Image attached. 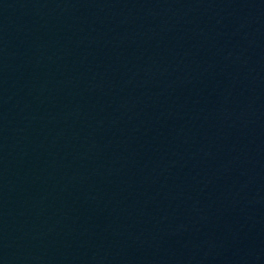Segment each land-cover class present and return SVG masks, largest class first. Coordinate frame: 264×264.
I'll return each instance as SVG.
<instances>
[{"label":"water","instance_id":"obj_1","mask_svg":"<svg viewBox=\"0 0 264 264\" xmlns=\"http://www.w3.org/2000/svg\"><path fill=\"white\" fill-rule=\"evenodd\" d=\"M0 264H264V0H0Z\"/></svg>","mask_w":264,"mask_h":264}]
</instances>
